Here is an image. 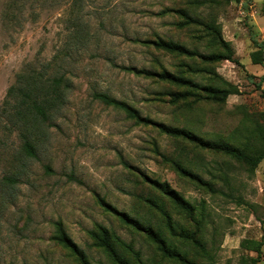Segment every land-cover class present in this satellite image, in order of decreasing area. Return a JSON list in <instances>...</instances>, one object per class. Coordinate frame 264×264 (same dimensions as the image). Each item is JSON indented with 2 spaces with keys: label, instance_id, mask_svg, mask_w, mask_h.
I'll use <instances>...</instances> for the list:
<instances>
[{
  "label": "rangeland",
  "instance_id": "1",
  "mask_svg": "<svg viewBox=\"0 0 264 264\" xmlns=\"http://www.w3.org/2000/svg\"><path fill=\"white\" fill-rule=\"evenodd\" d=\"M181 6L203 23L218 25L240 63L214 65L239 90L224 104H172L166 93L175 88L125 70L179 71V58L142 42L158 36L202 53L218 50L203 26H176L179 19L170 10ZM253 36L264 43V0H0V179L15 172L14 155L22 143L4 112L18 74L51 62L70 82L67 102L42 126L38 157L26 163L13 189L0 184V264H78L53 240L57 222L91 264H112L88 235L97 224L131 244L143 264H183L163 256L144 232L122 224L99 198L159 230L172 248L197 264H251L257 257L256 264H264V159L251 170L154 124H138L95 97L106 93L153 122L242 146L264 125V83L256 87L264 67L251 61ZM192 78L210 82L205 74ZM248 140L261 147L257 138ZM171 161L181 162L214 190L177 172ZM148 179L167 182L193 205V215L178 210ZM9 190L12 201L4 196ZM148 198L161 203L175 233ZM249 242L261 243L259 250Z\"/></svg>",
  "mask_w": 264,
  "mask_h": 264
},
{
  "label": "trees",
  "instance_id": "2",
  "mask_svg": "<svg viewBox=\"0 0 264 264\" xmlns=\"http://www.w3.org/2000/svg\"><path fill=\"white\" fill-rule=\"evenodd\" d=\"M238 1V0H237ZM178 17L176 26L183 28L188 25H198L205 28V35L209 38L213 46H217L218 50L211 53H202L197 49H191L177 41L164 39L158 36L153 40L142 41L145 45L155 48L156 51L165 53L172 57L179 58L177 63L178 72H172L166 68L160 70H145L137 68H125V70L133 71L137 75H146L164 82L176 90L172 89L166 93L170 103L191 104L196 102H206L212 104H224L229 96L239 93L238 88L230 82L224 80L214 69V65L222 61L240 63L234 58V51L230 42L223 39L218 25L215 23H203L200 19L194 18L184 6L173 8L170 10ZM202 33L200 30L198 31ZM202 35L198 37L201 39ZM209 41V40H208ZM255 50L251 53V61L254 65L264 67V43L259 42L256 37H252ZM185 60H197L203 66L193 65V63ZM205 74L210 82L201 84L192 78V75ZM254 76L250 75L253 79ZM69 80L65 78V74L51 62L41 66L39 69H32L18 74L16 83L12 85L6 95L4 101V112L7 118L18 131V135L22 141L21 146L16 150L14 160L18 163L14 173L3 176L0 179L2 188L13 189L21 180L22 174L26 168V163L31 159L38 157V141L42 132V126L50 121V119L59 111V109L67 102L68 91L70 88ZM264 83V76L256 84L261 89ZM96 98L104 104L121 110L126 116L136 123L154 124L159 130L172 137L188 139L195 142L198 148L211 152L221 153L232 157L254 170L264 159V125L253 129L249 136L245 137V143L242 146L227 141H209L201 137L187 132L183 129L167 126L163 123L153 122L152 120L140 115L139 111L125 101L117 100L106 93H98ZM264 122V113L262 114ZM241 137V136H240ZM239 137V138H240ZM257 138L260 148H256L248 139ZM238 143V142H236ZM174 169L180 174L190 176L199 181L201 184L214 190L211 183L206 182L197 175L187 170L181 162L171 161ZM49 170V167H47ZM153 188L158 190L160 194L167 196L174 206L182 212L193 215V205L175 191L167 182H160L155 179H148ZM9 196L12 201L14 194L12 190L6 191L4 196ZM3 196V198H4ZM147 202L151 206L159 209L167 218V225L172 232H176V227L171 221V217L163 210L161 203L157 199L148 198ZM100 205L108 212L118 216L120 222L128 227H132L137 231H142L148 239L154 243L157 249L166 256L183 264H197L188 260L182 253L172 248L161 234L159 230H155L152 226H145L136 219L130 218L127 214L117 211L115 208L107 204L102 198H99ZM2 204V202H1ZM55 234L53 240L62 246L72 255L78 264H91L85 251L80 248L67 234L61 222L55 223ZM186 234V230L181 229ZM188 233V232H187ZM92 245L100 250L108 257L112 264H143L140 259L139 252L133 249L131 244L125 242L115 232L109 228L97 224L96 227L88 232ZM187 235V234H186ZM200 248L204 246L197 239L193 240ZM251 247L259 250L261 243L249 242ZM129 255L132 257L130 258ZM259 262V258L252 260L251 264Z\"/></svg>",
  "mask_w": 264,
  "mask_h": 264
}]
</instances>
